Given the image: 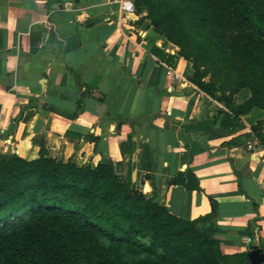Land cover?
I'll list each match as a JSON object with an SVG mask.
<instances>
[{"label":"crops","instance_id":"0c3cea01","mask_svg":"<svg viewBox=\"0 0 264 264\" xmlns=\"http://www.w3.org/2000/svg\"><path fill=\"white\" fill-rule=\"evenodd\" d=\"M125 1L0 0V156L112 163L184 220L211 214L213 200L220 253L247 264L249 251L264 253V109L220 128L229 110ZM250 97L240 88L232 100Z\"/></svg>","mask_w":264,"mask_h":264},{"label":"trees","instance_id":"16d2710c","mask_svg":"<svg viewBox=\"0 0 264 264\" xmlns=\"http://www.w3.org/2000/svg\"><path fill=\"white\" fill-rule=\"evenodd\" d=\"M194 2L208 36L238 48L246 58L245 80L237 90L248 88L251 97L243 104L234 105L232 95H216L212 84L192 79L194 87L229 110L220 128L230 129L252 107L264 109L257 100L264 85V0ZM177 26L170 24L162 32L179 44ZM180 176L190 188V173ZM211 202V214L184 220L133 190L112 163L91 166L43 155L30 161L1 155L0 264H245L244 255L220 253L212 237Z\"/></svg>","mask_w":264,"mask_h":264},{"label":"rangeland","instance_id":"374dc122","mask_svg":"<svg viewBox=\"0 0 264 264\" xmlns=\"http://www.w3.org/2000/svg\"><path fill=\"white\" fill-rule=\"evenodd\" d=\"M129 1L137 15L136 21L146 20L157 34L166 39L162 32L164 28L173 23L178 25L176 29L181 31L178 34L181 41L179 44L169 42L177 46L180 55L191 63L193 79L212 84L216 95H233L240 82L245 80L243 73L246 58L237 51L238 48H227L208 36L203 24L198 22V8L194 0ZM257 100L264 102V85L260 84ZM101 240L108 244L107 240ZM123 253L126 258L131 257L126 250Z\"/></svg>","mask_w":264,"mask_h":264},{"label":"water","instance_id":"95a60500","mask_svg":"<svg viewBox=\"0 0 264 264\" xmlns=\"http://www.w3.org/2000/svg\"><path fill=\"white\" fill-rule=\"evenodd\" d=\"M138 119H129L130 123L136 122ZM247 264H264V253L261 249H254L247 253Z\"/></svg>","mask_w":264,"mask_h":264},{"label":"built area","instance_id":"2783aa9c","mask_svg":"<svg viewBox=\"0 0 264 264\" xmlns=\"http://www.w3.org/2000/svg\"><path fill=\"white\" fill-rule=\"evenodd\" d=\"M121 9L128 11V12H133L134 7L131 1H125L122 3L121 5ZM259 144L258 138L256 136H254L251 139H248L246 141V147L247 148H254L255 146H257Z\"/></svg>","mask_w":264,"mask_h":264}]
</instances>
